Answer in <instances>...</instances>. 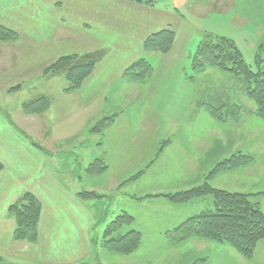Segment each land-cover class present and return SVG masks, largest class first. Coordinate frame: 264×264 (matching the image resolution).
Wrapping results in <instances>:
<instances>
[{"label": "crops", "instance_id": "crops-1", "mask_svg": "<svg viewBox=\"0 0 264 264\" xmlns=\"http://www.w3.org/2000/svg\"><path fill=\"white\" fill-rule=\"evenodd\" d=\"M157 1L0 0V26L17 35L16 39L0 41V71L3 73L23 75L35 70L42 79L44 63L47 66L60 56L106 50L92 74L77 90L66 92V85H63L57 99L41 90L38 96L43 95L49 99L45 112H25L24 105L30 100L23 102L21 110L16 109L12 115L6 114L0 106V163L3 165L0 173V257L3 260L18 264L104 263L103 255L99 256L93 242L101 205L98 202L97 207L96 201L79 195L80 192L96 189L97 185L102 186L103 183H91L88 181L90 177L83 180L81 176L74 174L72 167L73 157L76 156L79 164V161L88 157L85 152H80L92 147V144L84 146L87 141L85 137L91 134L86 131L88 128L92 131V124L98 123L97 119L101 120V117H112L109 123V126H112L129 107L142 112L141 116L131 117L134 130H130L128 134L136 140L133 150L137 157L142 154L144 159L155 151L157 135L167 142L160 155L167 158L161 161L162 166L168 168L175 164L182 171L192 170V166L205 162L203 154H207L206 150H201L202 153L200 150L195 152L194 143L205 139H200L203 137H199V133L195 131L190 132L198 120L203 118V108L206 106L203 98H186L184 102L178 101V107L172 105L166 97H163L160 103H153V95L161 94V89L150 81L154 76L146 82L134 83L128 82L124 76V71L138 59L160 54L144 50V42L149 36L165 29L177 32V27L171 21L180 18V7L185 5L186 0H169L172 5L170 8L158 5ZM53 80L55 77H46L45 82L42 80L39 86H48ZM21 88V85H6L4 90L10 96L11 93H18ZM175 88L176 92L185 91V87ZM193 89L194 93H197V89ZM110 98L113 101L117 98V103L114 102V109L108 114L106 103ZM220 106L224 107L227 116L224 123L230 124L228 122L244 118L245 113L236 114L239 109H235V103L229 105L222 102ZM188 107L191 108L189 111ZM206 107L209 109L213 105ZM162 108L163 111L160 112ZM208 109L205 114L206 122L215 124L217 128L220 124L218 117L213 116ZM246 110L249 111V108ZM44 121L47 122L49 131H43ZM32 123L42 131L39 137L30 134L29 129L26 130L27 125L33 126ZM123 135L125 134L113 133L116 137ZM94 137H112V133L103 130ZM147 137H153L154 140L146 142ZM185 138L194 142L186 144ZM101 146L104 158L106 155L114 158L115 151L110 150L108 153L104 141ZM116 169L117 167L113 172L116 173ZM129 171L125 172L126 175ZM139 171H142V174L135 178L131 187L134 195L138 191L152 194L156 189L172 186L162 183L164 179L157 181L153 177L154 172L149 182L142 181L148 170ZM103 174L106 176L107 172ZM230 176L226 179L216 178L212 181L213 185L220 189L244 193L254 189L251 187L254 183L250 177L239 178V173ZM94 177L99 179L101 175ZM114 179L111 178V181L114 182ZM262 187L255 193H260V207L264 211V186ZM24 192L32 193L41 205L36 243L17 241L13 238L16 223L8 208ZM101 193L104 195V192ZM204 200L176 204L163 198L135 199L134 196L129 201L132 202V210L125 206L117 207L115 211L118 215L126 212L133 219L122 232L135 230L141 235L139 246L124 256L129 257L138 252L143 246L144 237L169 238L170 233L188 218L212 209L213 202ZM189 205L193 207H188ZM105 222L107 223V220ZM183 244L184 249L187 247L203 255L199 258L201 264H264V240L257 243L252 259L242 257L234 248L220 242L192 239L180 243ZM173 251L179 258V251L176 248ZM181 254L186 255V251H181ZM119 256L122 258L123 255ZM113 260L115 261L109 264L122 262L119 261L122 259L118 262L117 259Z\"/></svg>", "mask_w": 264, "mask_h": 264}, {"label": "rangeland", "instance_id": "rangeland-1", "mask_svg": "<svg viewBox=\"0 0 264 264\" xmlns=\"http://www.w3.org/2000/svg\"><path fill=\"white\" fill-rule=\"evenodd\" d=\"M157 2L160 6L172 7L169 0H158ZM180 11L182 15H180L178 20L174 21L171 19V22L177 27L172 48L166 55L160 53L152 57L146 56L147 61L153 68L152 76H154V79L152 77L150 81L154 83L157 88L161 89V94L153 95V103H160L163 97H166V100L172 105H175V107H178V101L184 102L186 98L200 96L203 98V102L206 106L213 105L220 107V110L215 111L217 114L220 113L218 115L220 124L216 128L215 124L206 122L205 114L208 108L204 105L203 118L198 120L197 125L190 129V132L195 131L199 133L198 136L203 137L200 139H205V141L198 140V142H194L189 141L190 139L188 138H185V140L186 144L196 143L195 152L197 150H200V152L201 150H206L207 154H203L205 162L192 166V170L182 169V171L180 170L181 168L178 169L175 164L168 168L162 166L161 161H165L167 158L160 155L164 150V146L166 147L167 142L165 143V140L161 136L157 137L156 135L155 137V151L147 158L143 159L142 154H139L137 157V154L133 150L136 145V140L128 134H130V130H134L131 117L134 118L136 115L141 116L142 112L137 111L134 107H129L125 110L121 118L116 120L112 126H109L112 117H105L104 119L101 117V120L97 119L99 121L98 123L94 122L92 124V131H90L89 128L87 129L86 133L89 132L90 134L91 132L92 135L90 134L89 137H85L87 141L84 142V146L92 144V147L88 148L87 151L80 150V152H85L88 156L86 160L79 161L80 164L74 155V164L72 167L74 174L81 176L83 180L90 177L88 181L91 183L98 182L100 185L103 183L102 186L97 185V187H95L96 189L82 191L86 193L91 192L90 196L83 198L96 201L97 207V203L99 202L102 208L101 211H99L100 217L98 216L99 219L95 226L93 242L94 249L97 250L99 256L102 257L103 255V264L114 262L115 260L113 259H117V262L119 259H122L119 260L122 261L121 264H201L199 258L203 255L187 247L184 249L183 247H185V245H180V243L192 239H206L196 237H187L183 239L180 237L181 235H176V233L173 232L170 233L169 238L144 237L142 248L129 257L123 255L122 258H120V254L118 255L111 251L112 248L110 247V249L108 247L109 244H107L104 234L108 225L107 223L111 221L110 218L114 219L118 215L115 211L117 207L125 206L129 210H132V202L129 203V201L134 196L135 199L163 198L177 204V202L172 200V196L184 193L187 190L205 183V181H208L214 186L213 182L216 178L226 179L228 176L231 177L230 175L233 176L239 173V178L244 177L247 179L250 177L252 183L255 184H251V187L254 188L252 192L250 191L246 194H249L251 199L254 202L256 201L260 206V193L255 192L259 189L261 190V188H263L262 186H264V120L257 116L256 105L246 92L245 84L241 83L240 77H236L229 72L214 67L203 68L197 66L194 64L193 58L197 46L206 33L225 35L235 41L245 61L253 70H256L255 53L259 45L262 48L260 59L263 58L261 61H264V0H186L185 5L180 7ZM99 50L104 52V56L106 50ZM52 62L48 63L47 66L44 65L45 63L43 64L42 79L41 76L35 73V70L26 72L23 75L21 73L9 74L0 71V106L6 114L9 113L12 115L16 109L21 110L20 106L23 102L36 98L42 91L48 93L53 99L60 97L61 86H67V81L64 73H59L55 76H52L50 73H44L45 69ZM33 64L34 63H32V65ZM46 77H55V80L48 86L40 87L39 84L42 83V80L45 82ZM150 78L151 76L144 82L148 81ZM126 80L133 83L136 81L128 78H126ZM6 85L15 87L21 85L22 88L18 93H11L9 96L4 90ZM66 86H64V91ZM176 86L185 87V91L182 93L179 91L176 92ZM193 88L197 89V93H194ZM116 99L117 98H115L114 101L111 98L108 99L106 103L108 114H111L114 109V102L117 103ZM222 102L228 103L229 105L235 103V105H237L235 109H239L236 111V114L243 115L245 113L244 118L236 122L227 121L230 124L224 123L226 122L227 116L224 107L221 108L220 106ZM231 107L232 106H230V108ZM247 107L249 111L246 110ZM190 109L191 108L188 107L187 111ZM161 111H163V108L160 112ZM44 124L46 130L42 127L43 131H49L47 122L45 123L44 121ZM32 125L33 126L27 125V127H25L26 130L29 129L31 132L30 134L39 137L42 131L37 129V126L33 123ZM103 130L107 133H112V137H94L95 135L98 136L101 134ZM113 133H121L126 136L116 137L113 136ZM75 139H78V137H75ZM158 139L160 140L159 143L157 142ZM145 140L146 142H152L154 138L147 137ZM103 141L106 144L108 153L110 150L115 151L114 158L112 157L113 161L110 155H106L105 158L103 157V148L101 146ZM80 142L82 143V141ZM171 144H173V142ZM98 155H100V157H98ZM62 157L64 158L65 155ZM228 158L233 159L230 164L219 167L214 174L210 175L219 163H222ZM64 160L66 161V158H64ZM81 163H83V165ZM92 163H94V165L90 170ZM115 167H117L116 173L113 172ZM141 169L145 171L148 170L142 181L149 182L154 172L153 177H155L157 181L160 179V181H162L164 179L162 183L172 186L156 189L152 194L138 191L135 193L136 195H134L131 187L135 178L142 174V171H139ZM128 171L129 173L126 175L125 172ZM106 172L107 175L105 176L103 173ZM96 175H101V178L98 179L94 177ZM114 177L116 178L114 179ZM111 178L114 179V182L111 181ZM94 186H90V188ZM99 187L100 190H98ZM214 188L217 187L214 186ZM101 191L104 192V195ZM82 192H80L79 195H81ZM197 199H209L213 202L211 197H202L193 198L185 203H192L197 201ZM160 206L161 205H159V207ZM188 207L193 206L189 205ZM105 220H107V223ZM177 236L180 238L178 239ZM175 248L179 251V254L177 253L179 258L173 251ZM181 251L182 253L186 251V255L182 256ZM4 261L0 262V264H4Z\"/></svg>", "mask_w": 264, "mask_h": 264}, {"label": "trees", "instance_id": "trees-1", "mask_svg": "<svg viewBox=\"0 0 264 264\" xmlns=\"http://www.w3.org/2000/svg\"><path fill=\"white\" fill-rule=\"evenodd\" d=\"M17 35L0 26V41L16 39ZM175 40V32L165 29L149 36L144 42V50L149 52L167 53ZM261 46L255 53L257 69L253 70L245 61L243 54L235 41L225 35L206 33L200 41L194 54V64L207 68L214 67L229 72L241 78L245 84L246 92L256 105V114L264 120V61H261ZM101 50L85 54H72L61 56L52 62L44 73L55 76L64 73L67 81L66 92L77 90L84 80L94 71L101 60ZM152 66L145 58H140L125 71L124 76L131 80L144 82L152 76ZM49 105V99L43 95L25 103L24 111L27 113H43ZM213 116L218 114L220 107L209 108ZM35 145L41 147L38 143ZM232 158L219 163L213 171L232 162ZM94 163L90 166L92 169ZM3 165L0 163V173ZM91 192H82V197L90 196ZM211 197L213 208L202 211L184 221L175 228L173 233L181 235L183 239L196 237L224 243L234 248L246 259L254 257L256 245L264 240V211L259 204L253 201L249 194L214 188L208 181L187 190L184 193L172 196L177 203H185L193 198ZM8 212L15 220L13 233L14 240L35 243L38 239V223L41 214L39 200L30 192H24L18 200L12 203ZM132 216L127 213L117 215L108 223L105 229L106 242L112 252L121 255L132 253L141 240L140 233L135 230L122 232L126 225L132 222ZM180 237L177 236L179 239ZM110 248V249H111ZM109 249V250H110ZM4 260L0 257V262ZM4 264H18L4 261ZM84 264V263H81Z\"/></svg>", "mask_w": 264, "mask_h": 264}]
</instances>
